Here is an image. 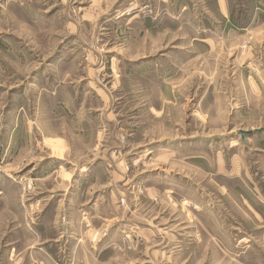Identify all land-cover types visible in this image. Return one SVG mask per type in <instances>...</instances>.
<instances>
[{"label":"rangeland","instance_id":"374dc122","mask_svg":"<svg viewBox=\"0 0 264 264\" xmlns=\"http://www.w3.org/2000/svg\"><path fill=\"white\" fill-rule=\"evenodd\" d=\"M0 264H264V0H0Z\"/></svg>","mask_w":264,"mask_h":264},{"label":"water","instance_id":"95a60500","mask_svg":"<svg viewBox=\"0 0 264 264\" xmlns=\"http://www.w3.org/2000/svg\"><path fill=\"white\" fill-rule=\"evenodd\" d=\"M262 129H257V131H261ZM241 133L242 134H250V133H252L251 131H248V132H246V131H241Z\"/></svg>","mask_w":264,"mask_h":264}]
</instances>
